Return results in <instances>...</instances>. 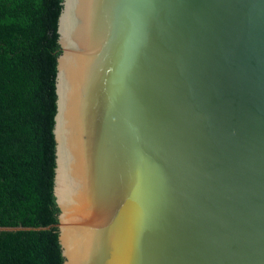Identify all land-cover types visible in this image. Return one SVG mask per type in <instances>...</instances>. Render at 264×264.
I'll return each instance as SVG.
<instances>
[{
  "label": "water",
  "instance_id": "95a60500",
  "mask_svg": "<svg viewBox=\"0 0 264 264\" xmlns=\"http://www.w3.org/2000/svg\"><path fill=\"white\" fill-rule=\"evenodd\" d=\"M61 4L63 264H264V0Z\"/></svg>",
  "mask_w": 264,
  "mask_h": 264
},
{
  "label": "trees",
  "instance_id": "16d2710c",
  "mask_svg": "<svg viewBox=\"0 0 264 264\" xmlns=\"http://www.w3.org/2000/svg\"><path fill=\"white\" fill-rule=\"evenodd\" d=\"M62 0H0V264H63L53 194ZM29 228V230L27 229Z\"/></svg>",
  "mask_w": 264,
  "mask_h": 264
}]
</instances>
